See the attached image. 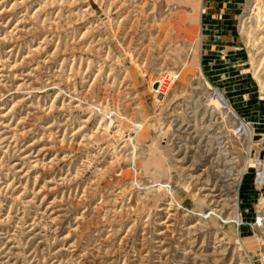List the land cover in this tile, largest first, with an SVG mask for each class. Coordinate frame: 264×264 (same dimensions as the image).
Listing matches in <instances>:
<instances>
[{"label":"rangeland","instance_id":"obj_1","mask_svg":"<svg viewBox=\"0 0 264 264\" xmlns=\"http://www.w3.org/2000/svg\"><path fill=\"white\" fill-rule=\"evenodd\" d=\"M260 172L264 0H0V264H264Z\"/></svg>","mask_w":264,"mask_h":264},{"label":"bare ground","instance_id":"obj_2","mask_svg":"<svg viewBox=\"0 0 264 264\" xmlns=\"http://www.w3.org/2000/svg\"><path fill=\"white\" fill-rule=\"evenodd\" d=\"M158 88V87H157ZM156 88V89H157ZM153 89V88H152ZM155 89V90H156ZM154 90V89H153ZM217 96V102H220L221 104H223L224 106H226V102H225V100L222 98V96H220L219 94L218 95H216ZM240 132L242 133V131H243V133H246V128H245V126H242L241 128H240ZM258 180H259V183H262L263 182V180H264V175H263V173L262 172H260L259 174H258Z\"/></svg>","mask_w":264,"mask_h":264},{"label":"water","instance_id":"obj_3","mask_svg":"<svg viewBox=\"0 0 264 264\" xmlns=\"http://www.w3.org/2000/svg\"><path fill=\"white\" fill-rule=\"evenodd\" d=\"M158 87V84H153L152 88L155 90Z\"/></svg>","mask_w":264,"mask_h":264}]
</instances>
